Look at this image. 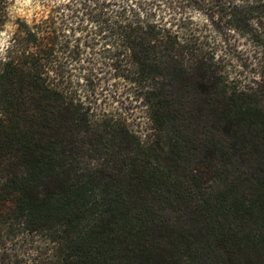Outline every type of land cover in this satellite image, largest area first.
Instances as JSON below:
<instances>
[{"label":"trees","instance_id":"trees-1","mask_svg":"<svg viewBox=\"0 0 264 264\" xmlns=\"http://www.w3.org/2000/svg\"><path fill=\"white\" fill-rule=\"evenodd\" d=\"M40 1L0 58V264H264V0ZM108 78L138 114L86 102Z\"/></svg>","mask_w":264,"mask_h":264},{"label":"rangeland","instance_id":"rangeland-1","mask_svg":"<svg viewBox=\"0 0 264 264\" xmlns=\"http://www.w3.org/2000/svg\"><path fill=\"white\" fill-rule=\"evenodd\" d=\"M65 12L70 11L65 8ZM42 14H45V10L40 0H30L28 4L17 3V0H9V21L0 30L7 37L6 44L17 18L31 20L33 17H39ZM240 43H243V41L241 40ZM80 85L86 94V102L91 106L105 110H117L119 112L128 110V114H132V112L139 113V109L135 108L138 104L129 96V90L122 82L108 78L107 80L94 79L92 82L87 83L80 81Z\"/></svg>","mask_w":264,"mask_h":264},{"label":"clouds","instance_id":"clouds-1","mask_svg":"<svg viewBox=\"0 0 264 264\" xmlns=\"http://www.w3.org/2000/svg\"><path fill=\"white\" fill-rule=\"evenodd\" d=\"M30 0H17V3H23V4H28ZM6 39L7 37L3 32H0V58L3 57L4 55V49L6 47Z\"/></svg>","mask_w":264,"mask_h":264}]
</instances>
